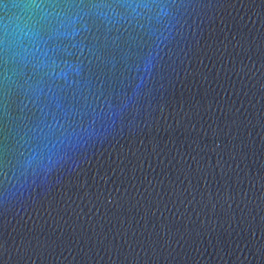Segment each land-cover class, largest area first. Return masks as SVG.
<instances>
[{
	"label": "water",
	"instance_id": "obj_1",
	"mask_svg": "<svg viewBox=\"0 0 264 264\" xmlns=\"http://www.w3.org/2000/svg\"><path fill=\"white\" fill-rule=\"evenodd\" d=\"M0 264H264V0H0Z\"/></svg>",
	"mask_w": 264,
	"mask_h": 264
}]
</instances>
